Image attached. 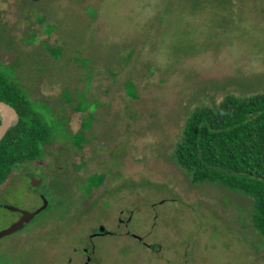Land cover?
I'll return each mask as SVG.
<instances>
[{"label":"rangeland","instance_id":"obj_1","mask_svg":"<svg viewBox=\"0 0 264 264\" xmlns=\"http://www.w3.org/2000/svg\"><path fill=\"white\" fill-rule=\"evenodd\" d=\"M0 73L27 90L55 136L66 122L93 135L69 153L67 202L0 239V264H76L74 245L100 217L116 228L121 209L129 224L96 238L98 264H264L252 199L194 184L175 161L196 107L264 92V0H0ZM104 156V175L88 184L108 200L86 205L81 192ZM12 182L0 191V232L19 217L5 205H40L31 180Z\"/></svg>","mask_w":264,"mask_h":264},{"label":"trees","instance_id":"obj_2","mask_svg":"<svg viewBox=\"0 0 264 264\" xmlns=\"http://www.w3.org/2000/svg\"><path fill=\"white\" fill-rule=\"evenodd\" d=\"M0 101L18 114L17 125L0 142L3 185L16 165L40 156L55 132L20 82L2 73ZM175 161L194 184L216 183L251 198L253 227L264 241V92L229 94L217 106L196 107L176 145Z\"/></svg>","mask_w":264,"mask_h":264},{"label":"flooded vegetation","instance_id":"obj_3","mask_svg":"<svg viewBox=\"0 0 264 264\" xmlns=\"http://www.w3.org/2000/svg\"><path fill=\"white\" fill-rule=\"evenodd\" d=\"M66 123H64L63 125L65 127L59 128V131H61L60 135H56L54 139L43 144L42 153L40 154L38 158L33 159V160H28L24 164L22 163V164L16 165L15 168L12 169L10 174L7 176L3 185H0V191H1V188L3 186H6L11 181H13L12 184L15 183L16 177L21 176L29 181L30 180L32 181L31 187L33 189L43 190L40 193H36V191H34V195L32 196L31 194L29 195L30 196L29 198H32L35 200L38 199L40 201V205L38 207L32 208L31 210H25V209L18 208L19 211H13L19 214V217L17 219V222H18L23 216L22 211H28L30 213H35L36 211H38L39 209H41L43 206L46 205V208L43 211L36 214V216L33 218L32 221L27 223L23 229L17 232L21 233L25 231L26 227L29 224H31L37 218L38 215L50 210L52 206L57 205V203H59L60 200L64 198V196L66 195V192L64 191V187L67 186V188H69V186L65 184L64 179H66L67 176H64L63 173L65 172L66 175H68V173L71 171L67 165L69 153L74 154L75 152L86 150L88 145L90 146L92 145L90 143V141L92 140V136H93L91 134V130L85 129L81 126L76 129L71 128V127L66 126ZM74 137H79V138H82V140H85L86 141L85 142L86 144H84L85 146L78 149L76 147L75 141H72ZM96 155H97V152L92 153L91 155L92 160L96 158ZM101 161H102L100 165L101 170L99 172L92 173L86 179L87 188L83 189L84 192H81L82 196L79 201L84 202L86 205H88L91 200H93V202L94 200H98V202H101L102 200H104L105 202L108 200V199L105 200L106 197H104V194L101 197L97 195L96 190L100 186L96 187L95 185H90V183L88 184L89 180L94 178L95 176L99 177V176L104 175L102 168L106 161L105 156L103 157ZM81 164H85V162L83 163L82 161ZM79 170H80V167L76 166L75 171L79 172ZM21 173H24L25 175ZM60 176L62 177L64 176V177L61 179ZM106 178L107 177L104 176V182L106 181ZM85 184L78 185V189L80 190L81 186L84 187ZM114 191L116 193L118 192L117 190H114ZM64 199L67 202V199L66 198ZM72 201L74 202L73 198H72ZM27 204L31 205L32 202L30 203L27 202ZM109 207H111V204L109 203V205H107L106 203L104 209H107ZM71 210L72 208H70V212ZM125 212H126L125 210L121 209L118 213H115L116 217H114V219L117 221V224H116V228H113V229H111V226L108 225L106 217L103 215V213L102 212L100 213V215H103L104 217H100L99 222L95 224L96 227L91 229L90 234L87 237V240L84 241L86 243L74 245L75 247L73 248V252L76 254H79L80 256V259L78 262H76V264H98L99 257L97 254L98 253L97 245L95 243L96 238L103 237V236H117L119 234V230L122 231V228L127 227L129 224L128 223L129 221L125 218V215H126ZM131 215H133V212H131ZM142 243H144V245L146 246L148 250H150V252H153L155 254L158 253V249H156L154 244H150L146 242H142ZM182 262L183 264H188L184 258ZM67 263L74 264L73 258L68 259Z\"/></svg>","mask_w":264,"mask_h":264},{"label":"water","instance_id":"obj_4","mask_svg":"<svg viewBox=\"0 0 264 264\" xmlns=\"http://www.w3.org/2000/svg\"><path fill=\"white\" fill-rule=\"evenodd\" d=\"M31 1H40V0H31ZM0 116H1V125H0V142L7 133L9 129L16 126L18 123V114L14 107L7 104L6 102L0 101ZM4 131V132H3ZM7 210L10 211H19L18 208L13 206H5ZM46 208V205L43 206L41 209L36 211L35 213H30L28 211H22V218L14 223L10 228L0 232V239L12 235L15 232L21 230L24 228V226L33 220V218L36 216V214L40 213Z\"/></svg>","mask_w":264,"mask_h":264},{"label":"bare ground","instance_id":"obj_5","mask_svg":"<svg viewBox=\"0 0 264 264\" xmlns=\"http://www.w3.org/2000/svg\"><path fill=\"white\" fill-rule=\"evenodd\" d=\"M4 132V131H3Z\"/></svg>","mask_w":264,"mask_h":264}]
</instances>
